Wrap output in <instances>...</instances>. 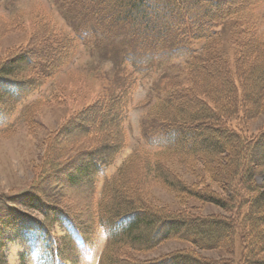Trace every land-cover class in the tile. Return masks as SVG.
<instances>
[{
  "label": "trees",
  "instance_id": "obj_1",
  "mask_svg": "<svg viewBox=\"0 0 264 264\" xmlns=\"http://www.w3.org/2000/svg\"><path fill=\"white\" fill-rule=\"evenodd\" d=\"M263 1L59 0L67 16L78 22V34L64 36L58 31L56 37L45 23L35 35L34 43L0 64L1 122L11 114L14 104L59 72L81 39L93 43L100 36L111 38L122 31L131 41L134 53H142L150 61L160 58L159 55L187 58L184 64L187 81L183 77L170 83L165 100L153 110V116L160 122L159 128L144 137L148 144L159 148L133 153L113 179L105 183L96 209L93 200L88 213L74 216L65 210L50 208L39 194L28 191L29 202L25 206L42 211L44 218L27 230L46 234L57 221L69 226L66 242L52 241L59 261L72 258L74 264H83L92 255L95 233L101 228L107 240L100 264H224L179 250L155 262L118 258L117 252L122 248L150 250L175 238L212 248L223 247L233 238V227L221 218L164 213L144 204V200L133 198L119 184L128 163L138 160L155 178L178 191L222 208H235L232 194L227 199L217 198L174 181L164 159L179 157L180 160L196 158L205 164L222 159V173L230 181L239 171L244 173L240 183L244 181L249 210L243 236L248 241L236 264H264V231L256 230L258 223H264V184L257 183L255 178L264 174V127L258 133L246 135L247 140L240 143L242 124L258 111L254 102L264 107V34L255 22ZM222 24L230 25L233 54L230 51L226 55L222 50V38L217 31ZM194 43L201 44L200 52L195 51ZM127 98V89L112 101L99 97L65 121L60 132L74 143L84 139L88 146L71 159L77 165L74 172L59 175L57 170L52 171L56 173L54 183L73 184L85 177L88 186L94 188L96 176L124 147ZM216 99L229 102L222 105V112L216 107ZM228 117L240 121V129L230 128L229 122H224ZM19 219H14L13 228L28 225H18ZM218 229L220 233L216 234ZM58 241L65 246V252ZM250 254L253 258L248 260Z\"/></svg>",
  "mask_w": 264,
  "mask_h": 264
},
{
  "label": "rangeland",
  "instance_id": "obj_2",
  "mask_svg": "<svg viewBox=\"0 0 264 264\" xmlns=\"http://www.w3.org/2000/svg\"><path fill=\"white\" fill-rule=\"evenodd\" d=\"M257 12L255 22L264 34V1ZM45 23L56 37L58 31L64 36L78 34V22L67 16L59 0H0V64L10 61L17 51L34 43L35 35ZM217 31L222 38L223 52L228 55L231 51L233 54L235 48L230 25H219ZM79 41L76 51L59 72L44 85L28 92L14 104L11 114L0 122V264H74L72 258L59 261L53 245L57 239L66 242L64 238L69 228L66 222L53 223L51 231L46 234L27 230L44 218L42 211L25 206L24 203L29 202L28 191L39 194L50 204V208L65 210L74 216L88 213V206L93 200L96 209L105 183L113 179L133 153L146 148H159L144 139L160 125L153 116V110L165 100L172 81L183 77L187 81L184 75L185 56L169 58L159 55L160 58L150 61L142 53H134L131 41L122 31L111 38L100 36L93 43L84 39ZM193 48L200 52L202 46L194 43ZM126 89L125 144L107 168L96 176L94 188L88 186L85 177L73 184L54 183L56 173L52 171L57 170L59 175L74 172L77 165L71 159L88 146L84 139L75 143L68 140L60 132L61 126L71 115L88 107L97 98L112 101ZM227 94L231 93L227 90ZM224 99L214 100L220 112L224 109L222 105L229 104ZM254 105L258 111L242 124L246 132L240 131L243 138L241 144L244 139L247 140L246 135L258 133L264 127V107L260 108L255 102ZM225 121L229 122L230 128L240 129V121L229 117ZM220 160L217 159L214 165L196 158L180 160L179 157H169L164 159V164L171 178L188 189L222 199L232 194L235 208L231 210L174 189L155 178L138 160L128 163L119 184L133 198L144 200V204L164 213L221 218L234 229L230 242L223 247L212 248L204 243L197 246L187 239L175 238L150 250L122 248L117 252L118 258L130 262H155L179 250L203 259L236 264L248 241L243 236L247 231L244 225L249 210L248 195L244 181L240 183L244 173L239 171L230 181L229 176L222 173L224 164ZM255 178L257 183L264 184V174ZM37 204L41 203L37 201ZM16 217H20L18 225H28L13 228ZM258 224L256 230L263 232L264 223ZM106 240L105 231L101 228L97 230L92 255L83 264H100ZM59 241L65 252V246ZM251 258L252 255L248 256V260Z\"/></svg>",
  "mask_w": 264,
  "mask_h": 264
}]
</instances>
